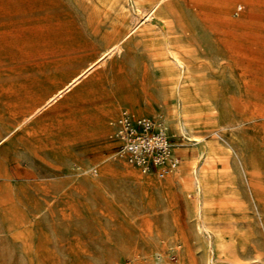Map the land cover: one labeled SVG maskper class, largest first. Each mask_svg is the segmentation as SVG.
Returning a JSON list of instances; mask_svg holds the SVG:
<instances>
[{"label": "rangeland", "instance_id": "374dc122", "mask_svg": "<svg viewBox=\"0 0 264 264\" xmlns=\"http://www.w3.org/2000/svg\"><path fill=\"white\" fill-rule=\"evenodd\" d=\"M156 1L0 0V264H264V0ZM123 108L168 126L173 172L120 155Z\"/></svg>", "mask_w": 264, "mask_h": 264}, {"label": "built area", "instance_id": "2783aa9c", "mask_svg": "<svg viewBox=\"0 0 264 264\" xmlns=\"http://www.w3.org/2000/svg\"><path fill=\"white\" fill-rule=\"evenodd\" d=\"M114 126L118 152L142 172L163 178L180 165L182 157L164 122L123 108Z\"/></svg>", "mask_w": 264, "mask_h": 264}, {"label": "bare ground", "instance_id": "6f19581e", "mask_svg": "<svg viewBox=\"0 0 264 264\" xmlns=\"http://www.w3.org/2000/svg\"><path fill=\"white\" fill-rule=\"evenodd\" d=\"M168 0H157L152 10L157 9L160 5ZM153 13V12H152ZM142 14V13H141ZM150 16V15H149ZM144 17V16H143ZM148 17V16H147ZM146 17V19H147ZM163 48L159 49V61L166 71L169 78L174 81V86L172 87L171 94L176 95L178 98L177 106L179 108L177 118L175 120V125L178 127L182 134L186 135L185 126L188 123H191L195 119L193 118L194 114L192 111V104H190V100L187 97V87L184 84V74H185V62L182 60L180 55H178L170 45V42L167 39V33L163 30ZM78 78L73 80L69 85L66 86L65 89H68L74 82L77 81ZM64 89L60 90L52 99H55L58 95L62 94ZM191 140H197L193 134L188 136ZM195 138V139H194ZM192 182L195 186V190L201 192L202 195L197 197V205L199 209H203L209 203L208 193L205 190L204 184L201 178L198 175V167L195 166L192 171ZM199 195V194H198Z\"/></svg>", "mask_w": 264, "mask_h": 264}]
</instances>
